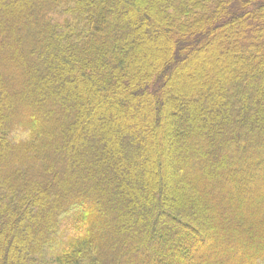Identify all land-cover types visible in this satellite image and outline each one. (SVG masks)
<instances>
[{
	"label": "trees",
	"instance_id": "obj_1",
	"mask_svg": "<svg viewBox=\"0 0 264 264\" xmlns=\"http://www.w3.org/2000/svg\"><path fill=\"white\" fill-rule=\"evenodd\" d=\"M0 264H264V0H0Z\"/></svg>",
	"mask_w": 264,
	"mask_h": 264
},
{
	"label": "rangeland",
	"instance_id": "obj_2",
	"mask_svg": "<svg viewBox=\"0 0 264 264\" xmlns=\"http://www.w3.org/2000/svg\"><path fill=\"white\" fill-rule=\"evenodd\" d=\"M167 59L169 60V58H167ZM28 123H29V121H28L26 118L23 117V119L21 120V123H20L19 126H22V127H28V126H27ZM29 125H30V123H29ZM9 154H10V153H9ZM5 156H8V154L6 153ZM166 168H167V167H166ZM168 178H169V177H167V179H168ZM170 178H171V185H172V186L175 185L174 187L177 189L176 191L179 192V193H180V192L182 193V190H180V186L178 185L179 183H177V181L173 180V175H172ZM253 193H254V194H252V197H253V198L258 197L259 193H261L260 186H257V187L254 189V192H253ZM233 197H234V196L230 194V195H229V198L225 199L226 203H228V201L232 200ZM249 198H251V196H250ZM172 199L176 200V196H173ZM229 199H230V200H229ZM256 199H257V198H256ZM77 213H79V210H75V211L72 213V215H75V214H77Z\"/></svg>",
	"mask_w": 264,
	"mask_h": 264
}]
</instances>
